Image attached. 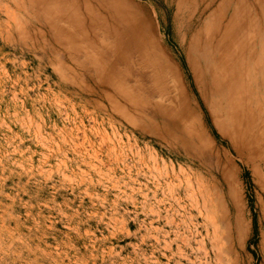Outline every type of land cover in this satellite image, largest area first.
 I'll list each match as a JSON object with an SVG mask.
<instances>
[{
    "label": "rangeland",
    "instance_id": "obj_1",
    "mask_svg": "<svg viewBox=\"0 0 264 264\" xmlns=\"http://www.w3.org/2000/svg\"><path fill=\"white\" fill-rule=\"evenodd\" d=\"M129 1L168 68L135 63L138 97L113 104L58 36V10L0 0V264H264L263 164L223 134L174 6ZM234 2L209 10L223 24ZM245 49L238 88L264 116V52Z\"/></svg>",
    "mask_w": 264,
    "mask_h": 264
},
{
    "label": "bare ground",
    "instance_id": "obj_2",
    "mask_svg": "<svg viewBox=\"0 0 264 264\" xmlns=\"http://www.w3.org/2000/svg\"><path fill=\"white\" fill-rule=\"evenodd\" d=\"M93 1L96 8L91 0H30V5L33 10L44 7L45 17L52 9L58 10L59 21L63 22L55 27L58 36L66 39L74 56L84 57L86 64L78 65L90 71L94 81L110 88L113 104L117 103L116 100L134 101L141 90L134 76L135 63L151 68L154 76H161L168 68L167 60L149 33V18L141 6L129 0ZM167 1L174 6V14L180 18L185 37L189 38L186 48L189 61L198 82L207 90L216 115L220 117L223 134L242 152L246 163H252L254 154L264 166V116L252 114L246 106L238 88L241 78L234 71L237 62L234 58L244 57V45L248 46L245 49L247 54L252 56L258 49L264 52V0H236L233 15L230 12L225 16L223 24L215 11L210 12L211 0ZM64 23H70V26ZM168 121L172 136L181 143L185 136L184 128L175 119ZM259 174L257 166L253 167V176L258 179ZM236 225L237 228L240 226L238 218Z\"/></svg>",
    "mask_w": 264,
    "mask_h": 264
}]
</instances>
